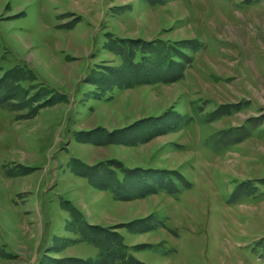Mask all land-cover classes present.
I'll list each match as a JSON object with an SVG mask.
<instances>
[{"label": "rangeland", "instance_id": "obj_1", "mask_svg": "<svg viewBox=\"0 0 264 264\" xmlns=\"http://www.w3.org/2000/svg\"><path fill=\"white\" fill-rule=\"evenodd\" d=\"M120 166L158 193L81 176ZM114 242L264 264V0H0V264H105Z\"/></svg>", "mask_w": 264, "mask_h": 264}, {"label": "trees", "instance_id": "obj_2", "mask_svg": "<svg viewBox=\"0 0 264 264\" xmlns=\"http://www.w3.org/2000/svg\"><path fill=\"white\" fill-rule=\"evenodd\" d=\"M178 77V76H177ZM74 162H76V159H73ZM78 161V160H77ZM102 164L104 163H100V164H96V165H88V164H83L86 167L89 168H93V172L98 170L99 168L101 169L102 167H100ZM99 169V170H100ZM118 169L120 170V174L115 172H112V170H109L107 168L103 169L102 171H100L102 174L107 175L111 178V176H116L113 185L110 187L108 185V182L105 181L104 176H102V174L99 175H95L99 182H95L93 180L90 179V176L88 175H81L83 178L87 177L88 181H90L92 183V185L95 187V189L98 190H105V191H110L114 194V197L116 198H120L121 200H130V198L132 197H141V196H145L148 194H155L158 193V185L159 182H155V181H151L150 178H148L149 176L147 175V173L144 172V170H140V168H135V169H128V168H123V167H118ZM148 171V170H145ZM155 171V170H154ZM163 170H158L155 172H162ZM116 173V174H115ZM129 173H133L135 175V178H132V175H129ZM111 174V175H110ZM99 176V177H98ZM148 176V177H146ZM93 177V176H92ZM84 178V179H85ZM159 179V176H158ZM152 182V183H150ZM167 186V184H166ZM122 190L123 192L121 193L120 190ZM143 189H145L143 191ZM122 195V196H121ZM68 204V203H67ZM69 205V204H68ZM77 211V210H76ZM79 214H78V213ZM77 216H79V218H81V220H83V222L86 223V220H84L81 217V214L79 211H77ZM91 229H93L94 227L91 226H87ZM104 233V232H103ZM90 240V239H89ZM92 242H94L93 240H90ZM126 248L123 246V244L121 242H114V244H111L110 247H107V249H103L101 248L99 251L100 255V262H104L105 264H130L131 261H129V254H126ZM135 261V260H134ZM67 264V263H64ZM73 264H81L78 263L76 261H74ZM131 264H135V263H131Z\"/></svg>", "mask_w": 264, "mask_h": 264}]
</instances>
